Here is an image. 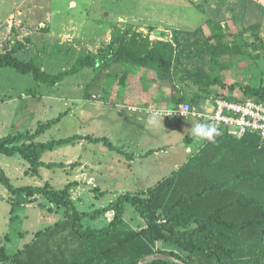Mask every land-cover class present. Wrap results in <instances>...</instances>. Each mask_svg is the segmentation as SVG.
I'll return each instance as SVG.
<instances>
[{"label":"rangeland","instance_id":"rangeland-1","mask_svg":"<svg viewBox=\"0 0 264 264\" xmlns=\"http://www.w3.org/2000/svg\"><path fill=\"white\" fill-rule=\"evenodd\" d=\"M22 9V16L12 18L11 32L2 34L1 46L10 47L16 40L24 42V49L16 56L22 60L35 58L48 72L69 68L80 54L106 49L114 26L137 30L152 40L170 41L174 30H178L181 40L194 39L184 32L194 31L212 19L228 26L234 42L241 47L239 54L217 57L206 56L200 50L186 51L187 69L204 71L214 81L201 87L180 81L178 74L159 75L131 65L114 64L109 70L85 68L54 86L38 83L31 74H20L10 67L0 68V137L15 133L19 124L33 131L39 123L67 111L37 140L73 134L107 136L114 145L124 141L123 147L117 146L127 153L130 147L134 152L129 157L102 142L80 139L45 151L42 160L62 162L64 166L41 167L34 176L25 174L27 163L19 156H0L7 162L3 164L5 170L0 168L10 173L13 184L46 182L62 188L76 182L71 196L81 213L104 207L123 192L147 189L167 176L176 162L183 163V136L189 134L185 129L190 127L189 122L198 120L155 117L145 113L144 108L165 107L181 100L192 102L194 97L200 108H209L215 99H244L247 95L241 87L248 84L259 88L264 99V0H0V21L4 23L11 13L15 16ZM125 71V83L119 84ZM190 144L194 148V141ZM3 193L7 189L0 183V194ZM9 208L6 198H0V243L4 240L2 232H8L9 239L4 242L8 254L29 242L32 233L51 224L47 223L49 218L58 220L63 215L62 207L57 213L50 212L47 206L25 208L20 207L19 199L12 218ZM126 209L121 229H141L144 223L137 212L130 204ZM112 217L113 211H107L96 219L85 217L82 223L101 228ZM20 231L24 234L20 235ZM59 242L71 248L77 245L67 231L56 236L53 245ZM174 246L156 244L186 258V253ZM247 263L254 264V260Z\"/></svg>","mask_w":264,"mask_h":264},{"label":"trees","instance_id":"trees-1","mask_svg":"<svg viewBox=\"0 0 264 264\" xmlns=\"http://www.w3.org/2000/svg\"><path fill=\"white\" fill-rule=\"evenodd\" d=\"M184 33L194 39L181 40L178 30H174L170 41L152 40L137 30L114 26L106 49L80 54L69 68L57 72L43 69L35 58L22 60L16 56L25 47L24 42L16 40L0 53V68L10 67L20 74H31L38 83L54 86L85 68L109 70L114 64L131 65L159 75L178 74L180 81H190L201 87L214 81L209 80L204 71L187 69L186 51L200 50L211 57L241 52L232 30L218 21L207 19L194 31ZM127 72L122 80L119 79V84L125 83ZM241 89L247 95L244 99L264 101L259 88L248 84ZM197 101L194 97L189 102L198 105ZM66 113L63 111L39 123L33 131L0 137V156L18 155L27 163L25 174L31 176L37 175L41 167L64 166L62 162L42 160V154L80 139L102 142L110 150L132 156L106 136L73 134L37 140ZM230 138L220 133L215 142H208L153 186L140 192H123L108 205L90 212L81 213L76 209L71 197L74 181L62 188L46 182L16 186L0 168V183L9 192L40 195L66 210L63 219L36 232L35 239L16 253L7 254L0 246V262L102 264L105 260L103 264H179L174 262L177 260L184 264H248L252 258L254 264H264V146H260L255 134H246L238 140ZM228 151L232 152V160L227 156ZM127 203L144 223L139 230L121 229ZM107 211H113L107 225L101 228L83 226L85 217L96 219ZM66 231L77 240L76 247L65 246L62 242L53 245L55 237ZM159 242L176 245L186 253V258L173 250L156 247Z\"/></svg>","mask_w":264,"mask_h":264},{"label":"built area","instance_id":"built-area-1","mask_svg":"<svg viewBox=\"0 0 264 264\" xmlns=\"http://www.w3.org/2000/svg\"><path fill=\"white\" fill-rule=\"evenodd\" d=\"M209 108H200L189 101H181L172 107H147L144 112L155 117H194L215 125L219 133L233 138L255 134L264 146V101L254 98L244 100L215 99Z\"/></svg>","mask_w":264,"mask_h":264},{"label":"crops","instance_id":"crops-1","mask_svg":"<svg viewBox=\"0 0 264 264\" xmlns=\"http://www.w3.org/2000/svg\"><path fill=\"white\" fill-rule=\"evenodd\" d=\"M21 2H23V1H21ZM38 9V8H37ZM24 14V10L22 9V10H18V12L15 14V16H13L12 15V13L9 15V17L6 19V21L9 23H7L6 21V23L4 22V23H2L1 21H0V53L1 52H3L4 50L3 49H5L6 48V46L3 48L2 46H1V40L4 38V35H2V34H8V33H10L11 32V27H12V21H13V19L12 18H17L18 16H22ZM11 46V45H10ZM9 102V101H8ZM14 102H11V104H13ZM18 107H19V105H17ZM194 118V117H193ZM195 119H197V118H195ZM198 121H201V120H199V119H197ZM185 122V121H184ZM191 123L192 122H189V126L190 127H186V129H185V131H188V132H185V133H189V134H185L183 137V140L184 139H186V141H184V145H183V147H184V153H183V151L181 152V153H183V155H181V158H183L184 160H183V163L182 164H177V162H176V164L175 165H173L172 166V168H170V172H169V174H167V176L168 175H170L171 173H173L174 171H176L180 166H182L185 162H187V160L189 159V157H191V156H193L196 152H198L200 149H202L209 141H197V140H195L193 137H192V135H191V131H190V129H191ZM28 124V123H27ZM185 124V123H184ZM20 126V127H19ZM152 126V125H151ZM16 127V126H15ZM14 127V128H15ZM18 127L19 128H17V131L15 132V133H17V132H22V131H26V130H24L23 129V127L21 126V124H19L18 125ZM181 128H184V125H182V126H180ZM144 128V127H143ZM175 130H176V128H174ZM14 132H12L11 134H15ZM220 133H224V132H220ZM225 134V133H224ZM227 135V134H226ZM107 137V136H106ZM229 137H231V136H229ZM230 139H232V140H238L239 138H235V139H233V137H231ZM192 141H194V148H192V146H191V144L190 143H192ZM116 144V143H115ZM124 144H125V142L123 141V142H120V144H117V145H119V146H124ZM134 144V143H133ZM129 148V147H128ZM191 149V151H188L187 149ZM149 153V152H148ZM147 153V154H148ZM130 155H132V156H134V152L133 151H131V147H130V153H129ZM136 155V154H135ZM140 155H142V154H140ZM18 156V155H17ZM131 156V157H132ZM136 156H139V154L138 155H136ZM228 157H229V160H232V159H230L231 157H232V154H228L227 155ZM140 157V156H139ZM4 163H7L6 161H4V160H0V166L5 170V168H4V166H3V164ZM128 163H130L131 165L133 164V160H131V159H129L128 160ZM6 172V171H5ZM6 174H8V176H10V173H7L6 172ZM31 176V175H30ZM11 177V176H10ZM11 179V178H10ZM27 184H32V183H24V184H19V185H16V184H14V185H16V186H20V185H27ZM32 185H35V184H32ZM40 185V184H39ZM54 187V186H53ZM149 188V187H148ZM7 189V188H6ZM145 190V189H144ZM141 191H143V190H141ZM132 192H140V191H132ZM72 197V196H71ZM0 198H6V200L8 201V203H9V205H10V208H9V210H8V213H9V215L11 216V218H12V215L14 214V209H15V206L17 205V203H18V199L20 200V207H25V208H31V207H37V206H43V207H46L47 206V208H49V211L50 212H52L53 213V211L54 212H59L60 211V207H58V206H56L55 204H52V203H50L49 201H46L45 200V198L44 197H42V196H40V195H33V196H27L26 194H24V193H16V194H13V193H11V192H9V190L7 189V193L5 194V193H3V194H0ZM35 198H37V199H35ZM44 198V199H43ZM34 199L35 200H38V201H42L43 202V205H39L38 203H36V201H34ZM128 204V203H127ZM127 204H125V211L127 210L126 209V207H127ZM65 208L64 207H62V212H63V215L58 219V220H61V219H63L64 218V216H65ZM61 215V214H60ZM58 220H55L53 217H51V218H49L48 220H47V223H51V224H49L48 226H50V225H53L55 222H57ZM37 221H39V220H37ZM11 222V221H10ZM34 222H36V219L34 220ZM48 226H46V227H48ZM45 227V228H46ZM44 228V229H45ZM44 229H42V230H44ZM42 230H37V231H35L34 233H32V238L29 240V242H26L25 244H23V246L21 247V248H19V249H17L16 250V252L17 251H19V250H21L27 243H30V242H32L34 239H35V234H36V232H38V231H42ZM8 232H6V231H3L2 232V234H4V240L2 241L3 242V244L2 243H0V246H3V248H4V250H5V245H4V242L5 241H7L8 239H9V235L7 234ZM22 233L24 234V232H22V231H20L19 232V234L20 235H22ZM5 252H6V250H5ZM15 252V253H16ZM7 253V252H6ZM8 254V253H7ZM12 254H14V253H12ZM0 264H13L12 262H0Z\"/></svg>","mask_w":264,"mask_h":264},{"label":"clouds","instance_id":"clouds-1","mask_svg":"<svg viewBox=\"0 0 264 264\" xmlns=\"http://www.w3.org/2000/svg\"><path fill=\"white\" fill-rule=\"evenodd\" d=\"M191 125H192L190 129L191 135L198 142L199 141L215 142V137L220 134L218 128L211 123L197 121L191 123ZM187 150L191 151L190 148Z\"/></svg>","mask_w":264,"mask_h":264}]
</instances>
